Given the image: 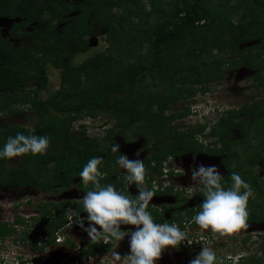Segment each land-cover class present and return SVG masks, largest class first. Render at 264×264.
<instances>
[{
	"label": "trees",
	"instance_id": "obj_1",
	"mask_svg": "<svg viewBox=\"0 0 264 264\" xmlns=\"http://www.w3.org/2000/svg\"><path fill=\"white\" fill-rule=\"evenodd\" d=\"M142 1L80 0L77 4H69L61 0H51L49 3L48 0H0V14L23 18L25 23H21L22 26L31 21L41 22L40 28L24 33H19L21 26L15 25L12 35L28 36L29 44L15 48L5 39V49L3 50V45L0 47V104L4 100L5 108L11 110L14 97L29 83V78L33 77L38 82L36 94H30L27 99L22 96L20 104H28L40 116L34 127L22 124L0 126V147L8 136H15L17 132L25 135H46L51 141L43 155L20 156L19 166L9 167L8 159L0 160V186L16 184L27 187L36 184L51 190L54 183L71 182L94 156L105 153L104 164L105 161L114 160L115 157L110 155L111 151L100 147L104 140L86 137L84 125H81L82 129L78 133L72 131L75 120H81L88 115L95 116L100 112L115 117V128L125 130L146 122L142 135L148 138L151 134L163 135L166 140L171 136L176 137L171 143H166V148L163 149L165 155L169 152L196 151L197 144L191 143L188 136L178 135L169 129L166 122L165 111L176 102L180 93L175 88L174 81L202 84L209 80L199 63L183 65L182 61L191 56L198 57L206 50L214 48L218 49V54L234 56L235 47L239 43L257 38L260 39L259 46L264 51V0H238L237 3H233L235 0H216L215 3L212 0H148L149 11L144 9ZM51 8L55 11L51 16L64 23L63 31L56 35L50 27V20L53 18L45 21L47 19L44 16ZM234 10L240 13L238 23L232 22L228 15L234 14ZM73 11L78 12L63 17ZM152 16L158 21L154 25L150 24ZM98 21L106 27L113 50L95 52L82 62L74 64L76 54L88 51L86 35L93 34V26ZM202 27L205 28L201 29ZM72 40L76 42V50L66 47ZM130 57L134 60H130ZM48 62L61 69V87L48 98L40 99L38 91L44 89L48 82ZM213 63L220 64V61L204 62L206 65ZM261 68L264 71V63ZM184 72H189V75L179 77ZM149 74L164 82L166 88L171 89L170 94L152 89L148 93L145 89H142L143 93L137 90L142 78ZM193 76L196 78H192ZM262 78L261 81H258V77L255 78L258 81L257 89L264 85L263 75ZM142 94L146 96L141 99ZM154 106L158 107L156 111ZM261 107L263 109L259 111L257 118L254 117L253 110L246 111L250 105L239 110L233 109L235 116L245 113L251 115L248 120L239 121L243 125L241 138H232L230 127H219L217 131L207 133L208 136L217 137L216 145L217 142L221 144L217 150L218 153L226 155L224 161L236 154L233 149L238 145L244 147L246 155L242 159L243 164L234 170L229 169L224 182L225 186L231 184L232 172L243 176L256 192V196L249 200L250 207L257 205L259 198H264V189L252 174L256 164L261 165L264 174V156L258 150L261 148L264 152V103ZM250 128L256 133V138L259 131L263 132V137L258 138L255 146L247 143ZM108 131L112 133L113 129ZM163 154L157 156L159 160ZM82 187L88 190L84 184ZM203 199L186 211L190 213L198 209ZM57 206L54 202L41 205L43 226L35 227L34 233L26 230L25 241L31 240L36 245V237L43 227L50 229V240H55V231L66 223V218H56L55 223L50 222ZM258 206L262 211L261 216L258 208L255 211L251 209L248 221H264V207L262 204ZM157 215V223H170L162 215ZM183 215L177 218L179 223L185 218ZM11 232L13 229L7 223L0 222V238ZM247 240L245 238V242ZM104 246L99 244L98 247H93L92 252H102ZM262 251L263 255L259 252L248 256L240 255L236 264H264V243L260 248V252ZM230 259L232 262L235 257Z\"/></svg>",
	"mask_w": 264,
	"mask_h": 264
},
{
	"label": "rangeland",
	"instance_id": "obj_2",
	"mask_svg": "<svg viewBox=\"0 0 264 264\" xmlns=\"http://www.w3.org/2000/svg\"><path fill=\"white\" fill-rule=\"evenodd\" d=\"M50 1L51 0H48V3ZM61 1L69 4H77L80 2V0ZM212 1L213 3L216 2V0ZM237 1L238 0H235L233 3H237ZM141 4L146 11H149L150 4L148 0H143ZM116 11L121 13L120 9L116 8ZM54 12L55 11L51 8L44 16L47 19L45 21H49V18H53V20H50V27L51 29H54L56 35L63 31L64 23L59 22L57 17L51 16ZM77 12L78 11H73L63 17L75 15ZM228 15H230L232 22L238 23L240 21L241 17L238 10H234V14L228 13ZM150 19L151 25L158 22L154 16ZM0 21H3L2 24H5L4 33L5 36H8L7 28H11L12 20L0 18ZM90 21L91 20L89 19L88 22ZM135 21H137V19ZM32 25L30 24V28L32 26L37 29L40 28L41 22ZM204 28L205 27H202L201 29ZM93 30V34L86 35L89 44L88 51L76 54L73 59L74 64L82 62L86 57L93 55L95 52L113 50L108 40L107 29L100 23V21L95 22ZM26 42L29 44V40ZM27 43L22 44L26 45ZM17 44L18 42L15 45L16 47L22 46L21 43L20 46H17ZM68 44L69 46L66 47H71L72 50H76L77 45L75 41L72 40ZM259 45L260 39L257 38L239 43L235 47L236 54L234 56L218 54V49L214 48L213 50H206L205 53L198 57L191 56L189 58H184L182 61L183 65L199 63L201 69L204 70V74L209 80L202 84H192V81L185 83L182 80L177 82L174 81L173 83L176 85V87H174L178 88L180 93L176 102L166 109L165 115L168 117L167 123L169 129L177 132L178 135L188 136L191 143L197 144L198 147L194 153H188L187 151L179 152L181 160L178 163L175 160L177 154L171 155L172 157L167 156L171 153L166 155L163 154V158L166 161V164H163L164 167H169L170 165L179 168L180 172L177 177H172V173H175V171H172L171 174H165L164 170L159 174H152L150 177L156 187L157 185H161V181L165 179V186L168 189H170L171 186H174V192H176L175 188H177V191H180L181 195L188 196V202L182 206L181 209L177 210L178 213L176 216L180 217L184 214V222L179 226H184V228L188 230L190 238L195 241V244L190 245L185 242V244H182L178 248L169 246L157 260L156 264H189V262L201 251L203 245L213 248L217 252L220 261L223 262L222 264H236L240 259V255L243 254L248 256L254 252H259L263 255V251L260 252V248L264 243V221L259 223L248 221L249 227L241 230L240 233L231 236H220L217 234V237L214 238L210 229H201L198 225L192 222L191 218L199 208L190 211V213L188 211L182 213L181 211L184 207H190L192 205L196 206L199 201L204 198L196 190L197 186L192 185L193 181L191 179V173L194 167H198L200 164L215 165L218 167L220 173L225 176L229 174V169L234 170L244 162L242 159L246 154H244V147L242 145H238L234 148L233 151L236 154H233L228 161H224L226 155L218 153L217 150L220 144L217 142L218 144L216 145L215 141L217 140V137L208 136L209 134L207 133L212 130L217 131L219 127H230L229 131L232 138H241L243 134V125L242 123H239V121H246L251 115L245 113L240 116H235L236 113L232 112L234 108L239 110L241 107L250 105V108L244 109L249 112H251L250 110H253L252 112L254 113L253 115L255 118L259 116V111L263 109L261 106L264 103V85H261V88L259 89L256 88V83L263 79L262 75L264 76V71L261 68V65L264 63V51ZM140 57H142V54ZM129 59L134 60L132 57ZM215 60L220 61V64H218L219 62L210 65L204 64V62ZM245 62H247V64ZM46 71L49 79L46 87L38 91V97L40 99L48 98L61 87V69L53 65L51 62H48L46 64ZM188 75L189 72H184L181 73L179 77ZM256 77H258V81H256ZM192 78L195 79L196 76H193ZM142 80L141 84L137 87V90L141 93H143L142 89H145V91H147L146 93L151 89L156 90V92L159 93L166 92V94H170L171 92V89L166 88L164 82L154 78L151 74L145 76ZM168 84H170V82ZM37 85L38 82L36 79L33 77L29 78V83L20 90L16 97H14V101H12L13 105H10L12 109L8 110V107L5 108L6 112L3 115L5 123H20L28 127H34L37 124L40 119L39 112L30 109L27 104H20V98L22 96L27 99L30 97V94L31 96L36 94ZM202 89H204V91ZM190 91H193V93ZM145 96V94H142L141 99ZM146 101L148 102V100ZM157 108L158 107L154 106L155 111ZM191 113L193 116H191ZM115 123L116 119L114 116L109 113L100 112L95 116L88 115L81 120H75L72 131L78 133L82 129L81 125H84L87 138L92 139L96 137L104 140L102 142L100 141L101 148L111 149V143H119L121 146L120 152L122 154H126L131 160L139 159L141 156V150L139 149L138 152L135 150L140 148V146H143L142 143L144 145L147 143L146 137H143L141 134L142 130L146 128V123L141 122L126 128L125 130L115 128ZM109 129H113V132L109 133ZM255 134L254 130L250 128L247 135V143L254 146L257 145L258 138L263 137V132L259 131L257 138L255 137ZM174 139H176V137L171 136L166 141L171 143ZM258 150L261 153L260 155L264 156L263 150L261 148ZM146 154H151V152L147 150ZM18 165H20L19 157L12 158L8 164L9 167ZM260 166V164H256L252 169V174L256 177L259 186L264 189V174H262L263 170ZM102 171L106 173V177L114 175V171L112 170L108 171L102 169ZM172 178L174 180H172ZM32 189L33 187H30L29 190H21L15 185L0 186V218L12 217L10 215L12 212L11 208L15 207L19 202L24 206L28 204L27 201L31 202L30 206L33 209L31 211L29 209L30 213L24 212L27 215L25 217H28L31 213L32 215L36 214L37 211L34 209L36 208L34 205L37 201H40L42 196L34 197L33 195L28 194V192H34ZM255 196L256 192H254V197ZM162 199L175 203L172 194H168V196L163 197ZM261 204L264 207V198H259L257 205H252L251 207L249 205V210L251 211L252 209V211H255L258 208L259 212H261V216L262 211L258 206ZM167 215H169V213H167ZM87 223H85L86 226ZM134 229L135 228H133V230ZM81 235L84 236L82 237L84 239L88 238V234L83 229ZM245 238H248L246 242ZM128 240L129 238L125 237L124 240L120 242L113 241L109 250L100 253L99 256L96 257L97 259L95 258L96 260L94 264H122L121 260L115 259L114 253H119L122 258L129 254L130 248ZM58 246L59 245L56 247ZM28 252L31 251H25V254H29ZM232 256H234L235 259L231 262L230 258ZM36 261L37 260L34 259V264ZM82 264L85 263L83 262Z\"/></svg>",
	"mask_w": 264,
	"mask_h": 264
},
{
	"label": "clouds",
	"instance_id": "obj_3",
	"mask_svg": "<svg viewBox=\"0 0 264 264\" xmlns=\"http://www.w3.org/2000/svg\"><path fill=\"white\" fill-rule=\"evenodd\" d=\"M50 143L46 135H25L17 132L15 136H8L0 147V160L25 154L43 155ZM120 147L119 143L110 145L111 152L118 154L115 164L126 170L121 172L125 187L135 185L138 194L127 193L112 183H102L106 175L102 171L104 158L94 156L79 172L83 184L88 185L91 182V188L85 191L82 199H78L82 209L68 208L64 212L68 220L64 227L71 228L75 218V223L88 234L92 244L101 240L120 242L128 237L129 254L122 258L119 253H114L115 259L121 260L122 264H156L169 246L178 248L185 242L194 245L195 241L191 240L188 230L179 226L176 221L156 222L153 212L149 210V205L156 196V188L148 187L146 183L145 162L141 159H129L126 154L120 152ZM230 177L231 184L225 186L224 176L215 165L200 164L194 167L191 173L192 185H196V190L204 197L191 220L201 229H210L214 237L217 234L231 236L249 227V200L254 198V190L239 173L232 172ZM81 212H86L87 216L81 217ZM85 221L88 222L87 226ZM121 225L136 227L134 230H122ZM58 235L63 236L61 227L55 231V238ZM108 244L111 247L110 243ZM24 257L25 255L17 256L19 263H16L15 259V263L11 264H21ZM189 264H221V261L213 248L203 245Z\"/></svg>",
	"mask_w": 264,
	"mask_h": 264
},
{
	"label": "flooded vegetation",
	"instance_id": "obj_4",
	"mask_svg": "<svg viewBox=\"0 0 264 264\" xmlns=\"http://www.w3.org/2000/svg\"><path fill=\"white\" fill-rule=\"evenodd\" d=\"M0 18L6 20L9 19L12 20L11 28L10 29L7 28L9 34L8 36H5L4 33L5 24H2L3 21L2 22L0 21V47L1 45H3L4 46L3 50L5 49V39L9 40L11 42V46L15 48H18L15 46L17 42H18L17 46H20V43L21 45H23L24 43H27L26 42L27 40H29L28 36L20 37V36L12 35V31L13 29L16 28L15 27L16 24L21 26L19 33H24V32L34 31L36 28H33L32 24L38 23L37 21H31L22 26L21 23H25L23 18L9 17L6 16L5 13L0 14ZM30 24L32 25L31 26L32 29L30 28ZM4 53L5 52H2V54ZM3 102L0 104V126L5 127V124L9 126L15 123H5V120L3 118V115L5 113V104L3 105ZM1 107H3V110H1ZM191 116H193L192 113ZM167 121H168V117L166 119V122ZM16 124H20V123H16ZM143 137H146L147 143L145 145L142 143L143 146H140V148H137L135 151L138 152L139 149L141 150L140 151L141 156L139 159L144 160L147 168L146 183L148 187L155 186L150 176L152 174H159L160 172H162V170L165 171V174L166 173L171 174L172 171H175V173H172V177L174 176L177 177L180 172L179 168H176L175 166L174 168L173 166L170 165L169 167H164L163 164H166V161L164 160L163 156L161 155L162 157L161 160H159L157 157L160 153L163 154V149L166 148V143L169 144L166 141L165 137L163 135H155V134H151L149 138L146 135L145 136L143 135ZM108 150L109 152L111 151V149ZM147 150L150 151L151 154L147 155L146 154ZM187 152L194 153L192 151H187ZM175 154H177V157L175 156V160L178 163L181 160L179 156L180 153H171L167 156H171ZM110 155L111 157L112 156L115 157V159L105 161L103 169L108 171L110 170L114 171V175H112L111 177L104 176L101 182L104 184L112 183L118 189L124 190L127 193H131L134 195L138 194V189L136 188L135 185L130 186V188L125 187L123 183V178L121 176V172L122 173L126 172V170L120 169L119 166L115 164V160L117 157L116 154L111 153ZM99 156L104 158L106 154L102 153ZM10 160H12V158L8 159V164ZM20 165H21V159H20ZM172 180L174 179L172 178ZM165 183L166 182L164 179L161 181V185H157V187L155 186L156 196L153 197V200L149 205V210L153 212L155 218H157L158 216L157 214H160L166 218V221H170V222L176 221L179 225H182L184 219L181 220V223H179L178 221L179 219H177L178 217L176 216L178 213L177 210L181 209L182 206H184L188 202V196L181 195V192L177 191L178 190L177 188H175L176 192H174V186H171L170 189H168L165 186ZM82 184L83 182L81 181L79 175L73 177L71 182L67 184L54 183L53 185L54 187L51 190L44 189L43 187L38 186L36 184L34 185L31 184L27 187H20L16 184H10L19 187V189L21 190H26V189L29 190L30 187H33L32 190H34V192L33 191L28 192V194L33 195L34 197L36 196H42V197L40 201H37L34 205L36 207L34 209H36L37 211L36 214L33 213L34 215H32L31 213L29 214L28 217H25L27 215L24 212L30 213V211L33 209L30 206L31 202L27 201L28 204L24 206H22L21 203L19 202V204L11 208L12 212L10 213V215L12 217L0 218V222L7 223L8 226L13 229V232L0 238V264H11V262L15 263V258L19 255H25V257L23 258L25 262L23 260L21 264H34V259L37 260L35 264H82L83 262L85 264H94L95 260L97 259L96 257H98L100 253L110 249L108 243H110V245L112 246L113 241L104 242L103 240H101L95 243L97 245L96 246L95 244L91 243L89 236L86 239L82 238L84 237L83 235H81L82 229L77 223H75V218L71 228L64 227V225L68 223L67 218L63 217L65 216L64 212L68 208H72L73 210H75L76 208L81 207L82 209V205L78 204V199H82V197L85 194V191L87 190L82 187ZM84 186L88 187L89 190L91 188V182H89L88 185H84ZM168 194H172L173 198L175 199V203H171L172 201L162 199L163 197L168 196ZM51 202L56 203L58 206L54 208V213L53 216L50 217L51 220L50 222L55 223L54 219L56 218L59 219L66 218L65 219L66 223L63 226H61L63 240L59 242L58 238H55V240L51 241L50 238L52 237V233L50 232V229L48 227H43V229L39 232L38 237H36V242H37L36 245L31 240L25 241L24 234L26 230H30L31 233H34L35 227L37 228L43 226L41 205L42 204L46 205ZM187 208L188 207H184L181 210L182 213H185ZM167 213H169V215H167ZM80 216L86 217L87 213L81 212ZM85 223H87V221H85ZM97 227L99 228L98 225ZM135 227L136 226L134 225H121L122 230H127L129 228L133 229ZM99 244L105 245L104 251L98 252L97 250H95L92 252V250H94L93 247H98ZM57 245L59 246L56 247ZM25 251H31V252H28L29 254L26 255Z\"/></svg>",
	"mask_w": 264,
	"mask_h": 264
},
{
	"label": "built area",
	"instance_id": "obj_5",
	"mask_svg": "<svg viewBox=\"0 0 264 264\" xmlns=\"http://www.w3.org/2000/svg\"><path fill=\"white\" fill-rule=\"evenodd\" d=\"M58 241H61V240H63V236H60V235H58ZM16 259V258H15ZM16 263H19V260L18 259H16Z\"/></svg>",
	"mask_w": 264,
	"mask_h": 264
}]
</instances>
